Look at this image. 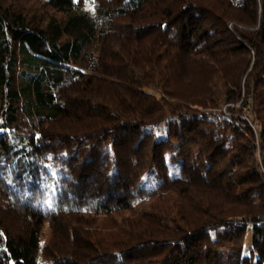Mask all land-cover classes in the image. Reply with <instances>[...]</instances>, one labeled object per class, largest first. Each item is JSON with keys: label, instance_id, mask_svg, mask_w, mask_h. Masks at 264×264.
I'll return each mask as SVG.
<instances>
[{"label": "trees", "instance_id": "1", "mask_svg": "<svg viewBox=\"0 0 264 264\" xmlns=\"http://www.w3.org/2000/svg\"><path fill=\"white\" fill-rule=\"evenodd\" d=\"M0 264H264V0H0Z\"/></svg>", "mask_w": 264, "mask_h": 264}, {"label": "rangeland", "instance_id": "2", "mask_svg": "<svg viewBox=\"0 0 264 264\" xmlns=\"http://www.w3.org/2000/svg\"><path fill=\"white\" fill-rule=\"evenodd\" d=\"M240 102L238 101V102H235V103H233L234 105H238ZM225 109H226V107H224L222 110L223 111H225ZM221 110V109H220ZM248 113H249V111H245L244 112V116H246V117H248L247 115H248ZM251 117V116H250ZM129 215V213L127 212V214L125 215V217H127Z\"/></svg>", "mask_w": 264, "mask_h": 264}]
</instances>
